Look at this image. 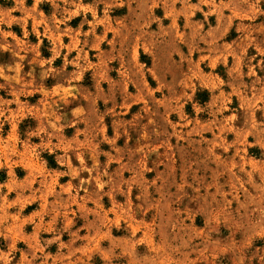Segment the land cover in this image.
Listing matches in <instances>:
<instances>
[{
	"label": "rangeland",
	"instance_id": "rangeland-1",
	"mask_svg": "<svg viewBox=\"0 0 264 264\" xmlns=\"http://www.w3.org/2000/svg\"><path fill=\"white\" fill-rule=\"evenodd\" d=\"M0 264H264V0H0Z\"/></svg>",
	"mask_w": 264,
	"mask_h": 264
}]
</instances>
